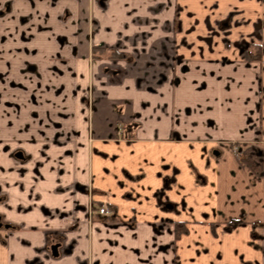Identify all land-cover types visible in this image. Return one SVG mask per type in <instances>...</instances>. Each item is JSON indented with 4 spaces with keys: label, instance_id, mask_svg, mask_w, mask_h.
<instances>
[{
    "label": "crops",
    "instance_id": "crops-1",
    "mask_svg": "<svg viewBox=\"0 0 264 264\" xmlns=\"http://www.w3.org/2000/svg\"><path fill=\"white\" fill-rule=\"evenodd\" d=\"M67 1L47 0L27 22L50 24L54 5L53 20L69 21ZM88 5L91 47L124 54L90 62L110 114L95 111L76 160L47 156L34 165L44 173L28 174L17 151L14 170L0 165V264H264V0ZM252 43L260 59L247 61ZM3 113L0 134H20L26 113ZM176 223L187 232L175 237Z\"/></svg>",
    "mask_w": 264,
    "mask_h": 264
},
{
    "label": "rangeland",
    "instance_id": "rangeland-1",
    "mask_svg": "<svg viewBox=\"0 0 264 264\" xmlns=\"http://www.w3.org/2000/svg\"><path fill=\"white\" fill-rule=\"evenodd\" d=\"M46 1L0 0V119L3 112L15 114L20 109L21 112L26 113L23 116V129L21 128L20 134L14 130L0 134V138L3 139L0 143V156L2 154L0 165L4 166L3 170L9 167L15 169L11 159L15 157L17 151H22L24 162L26 161L17 168L24 170L27 166L28 174L44 173L45 170L42 171L41 168L36 172L38 168L34 165L47 156L72 160H76L78 156L82 157L83 149L87 147L88 150L96 133L94 126L96 116L99 114L96 112L104 111L110 114L111 111V105L107 106L104 102L102 106L96 101L97 96L104 90H97L93 79L94 69L90 62L95 59L93 57L107 59L123 57L124 54L117 53L114 48L95 50L91 47V29L94 21L88 7L90 0L82 2L86 4V9L83 11L84 13L87 11L86 16L79 10L81 0H70L71 3L67 1L69 6L66 4L64 7L65 17L69 16V21L53 20L57 12L54 5V10L47 11L50 13V24L40 26L35 21L36 18L31 24L28 23L31 10L36 9L37 12ZM58 5L60 8L59 2ZM24 9L29 11L22 12ZM60 11L63 13V10ZM36 12L32 13L37 17ZM16 17L18 20H15ZM262 25L259 23L256 26V33L262 31ZM238 44L243 46L247 43ZM260 47L258 43L245 46L246 60H259ZM101 69L99 71L103 73L112 72L110 66ZM52 114L54 118L52 117L51 123L47 124V117ZM39 115L41 117H38ZM13 117L12 115V119ZM48 125L51 127L49 131H47ZM11 127H15V123ZM34 128L38 129L37 133H31L33 130L30 132V129ZM97 134L102 135V132ZM17 137L24 139L23 144L26 146L19 148L18 144L13 143L12 140L18 139ZM35 139L44 140L42 147L29 148ZM8 141L12 144L9 145ZM233 150L240 154L238 155L242 160L245 154L251 155L250 150H246L244 154L236 146ZM255 160L257 162V158ZM27 162L30 163L29 166L26 165ZM256 162L254 161L255 164ZM50 167L46 165L44 169ZM83 187L80 185L79 189ZM94 208L96 209V206L92 205L88 209V214L93 215L96 212ZM235 222L237 221H232L230 224ZM186 232L187 230L183 233ZM259 237L263 241L264 253V231Z\"/></svg>",
    "mask_w": 264,
    "mask_h": 264
},
{
    "label": "trees",
    "instance_id": "trees-1",
    "mask_svg": "<svg viewBox=\"0 0 264 264\" xmlns=\"http://www.w3.org/2000/svg\"><path fill=\"white\" fill-rule=\"evenodd\" d=\"M245 158L243 160L252 168H254V161L251 156L245 154ZM186 231L185 224L183 223H176L175 224V235L179 236V234L183 233Z\"/></svg>",
    "mask_w": 264,
    "mask_h": 264
},
{
    "label": "built area",
    "instance_id": "built-area-1",
    "mask_svg": "<svg viewBox=\"0 0 264 264\" xmlns=\"http://www.w3.org/2000/svg\"><path fill=\"white\" fill-rule=\"evenodd\" d=\"M98 213L106 215L110 213V210L106 206H101L98 208Z\"/></svg>",
    "mask_w": 264,
    "mask_h": 264
},
{
    "label": "water",
    "instance_id": "water-1",
    "mask_svg": "<svg viewBox=\"0 0 264 264\" xmlns=\"http://www.w3.org/2000/svg\"><path fill=\"white\" fill-rule=\"evenodd\" d=\"M52 252H53V254H57V250H56V246H53V248H52Z\"/></svg>",
    "mask_w": 264,
    "mask_h": 264
}]
</instances>
